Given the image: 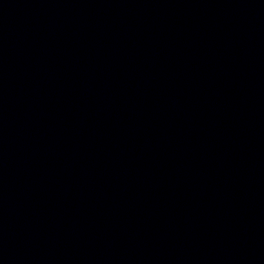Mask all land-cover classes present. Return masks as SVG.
I'll return each instance as SVG.
<instances>
[{"label": "water", "instance_id": "1", "mask_svg": "<svg viewBox=\"0 0 264 264\" xmlns=\"http://www.w3.org/2000/svg\"><path fill=\"white\" fill-rule=\"evenodd\" d=\"M256 5L262 19L264 20V0H253Z\"/></svg>", "mask_w": 264, "mask_h": 264}]
</instances>
